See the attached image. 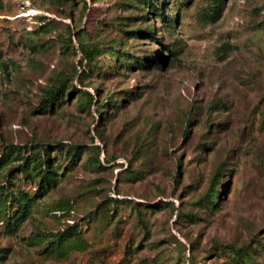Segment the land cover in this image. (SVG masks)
Instances as JSON below:
<instances>
[{"label":"rangeland","instance_id":"1","mask_svg":"<svg viewBox=\"0 0 264 264\" xmlns=\"http://www.w3.org/2000/svg\"><path fill=\"white\" fill-rule=\"evenodd\" d=\"M217 1L0 0V264H264V0Z\"/></svg>","mask_w":264,"mask_h":264},{"label":"trees","instance_id":"2","mask_svg":"<svg viewBox=\"0 0 264 264\" xmlns=\"http://www.w3.org/2000/svg\"><path fill=\"white\" fill-rule=\"evenodd\" d=\"M220 13H221V2L219 0L213 6L212 13L210 15H212L213 17H215L213 19V20H215V19L218 18V16L220 15ZM158 18L160 20H162V22H165L166 21L165 20V16L163 14H161V13L158 15ZM135 33H137V35H139V36L149 35V38H151L153 41L160 42L158 39L155 38V34H154L153 31L151 32L149 30L148 32H143V31L138 30ZM84 53L85 54L83 56V58H84L83 60H87V59H90L91 58L90 57L91 56V53H89L87 51H85ZM131 59H133V58L131 57ZM81 63L82 62H80V64ZM135 63L137 64V62H135ZM71 91L72 92H69V94H68L69 97L72 94H74V93H78V90L76 88H72ZM61 93H62V90L60 89V86L55 87L54 89L50 90L48 92V94L46 95V97L44 99H42V101L40 103V107L43 108V111H46V109H52L53 107L58 106L59 105V100L57 99V97ZM87 96L89 98V101L88 102L89 103H93V101H94L93 97L90 96V95H88V94H87ZM55 147L56 148L59 147L62 150V145H60V144H58ZM72 152H73V155H75L74 157H76L77 154H80V147H78V146L77 147H74L72 149ZM19 167L21 169H23V166H19ZM40 168H41L40 173H41L42 180H47V183H49L48 182V176H47L48 175V170H47V168L45 166V161L42 162V165H41ZM220 173H221V168L218 171H216V173H215V175H214V177H213V179L211 181V185H210V188H209V192L205 196V201H207V203L210 204V205H214V203L212 201V197H216L215 194H216V188L218 187V184H219L218 182H219V178H220ZM10 198H11L12 201L14 200V202L18 205L19 208L21 207L20 202L15 197L11 196ZM234 252L237 253V254H239V253H241V250L240 249H237V250H234Z\"/></svg>","mask_w":264,"mask_h":264}]
</instances>
